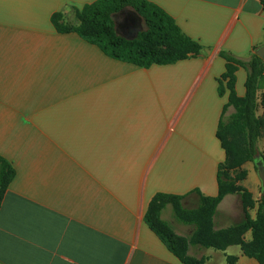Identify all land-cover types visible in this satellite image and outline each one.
Here are the masks:
<instances>
[{"label": "crops", "instance_id": "crops-1", "mask_svg": "<svg viewBox=\"0 0 264 264\" xmlns=\"http://www.w3.org/2000/svg\"><path fill=\"white\" fill-rule=\"evenodd\" d=\"M97 1L0 0V156L16 171L0 207V264H183L146 223L151 201L218 196L226 151L217 133L229 100L219 93L221 53L249 60L264 45L262 0H144L204 48L150 68L58 33L54 15L75 25ZM236 78L244 97L248 72ZM244 169L242 186L260 201L257 172ZM233 197L217 210L225 224ZM221 253L205 264H259L238 246Z\"/></svg>", "mask_w": 264, "mask_h": 264}, {"label": "trees", "instance_id": "trees-1", "mask_svg": "<svg viewBox=\"0 0 264 264\" xmlns=\"http://www.w3.org/2000/svg\"><path fill=\"white\" fill-rule=\"evenodd\" d=\"M264 6V0H262ZM125 12L142 19L145 29L133 40L120 35L116 18ZM77 24L67 23L63 14H56L52 22L60 34L76 33L84 41L98 47L107 57L132 64L140 68L154 65H171L190 58H197L204 48L185 36L175 21L160 7L144 0H98L76 12ZM226 61V73L219 80L220 95L229 92L217 137L226 151V162L218 171V196L204 197L200 192L197 210H186L183 196L157 194L150 203L145 216L146 223L167 245L183 264H204L188 256L189 248L201 245L206 249L226 251L238 246L243 255L264 264V197L255 201L247 189L236 186L231 172L247 163H253L257 155L264 161L258 142L264 136V93L261 98L263 113L258 116V93L264 88V60L253 54L249 60H240L228 53H221ZM243 68L248 72L246 94L239 97L236 92V73ZM230 108L234 113L227 117ZM255 166V165H254ZM256 170V167H255ZM16 176L13 165L0 156V207L4 195ZM238 195L242 204L243 218L239 225L214 230L213 219L218 207L227 196ZM171 207L175 219L184 225L196 227L190 239L176 234L173 227L163 220L162 215ZM257 207L256 218L250 211ZM251 233V240L243 236ZM229 264L236 258L229 257Z\"/></svg>", "mask_w": 264, "mask_h": 264}, {"label": "rangeland", "instance_id": "rangeland-1", "mask_svg": "<svg viewBox=\"0 0 264 264\" xmlns=\"http://www.w3.org/2000/svg\"><path fill=\"white\" fill-rule=\"evenodd\" d=\"M116 23H117V27L119 29L120 35L127 37L128 35L125 32L126 28L128 25L131 26V28H129V31L127 33H131L132 36L130 35L129 37H136L137 36V30L143 31L145 29V25L144 22L142 21V19H140L139 17H136L133 13L130 12H125L123 14H121L120 16H118L116 18ZM250 164L251 167L255 168L253 163H247ZM246 165V164H245ZM244 165V166H245ZM244 166L241 167L240 169L234 170L231 172V175L234 179V182L236 183V186H242V183L244 182V180L247 179L248 176V171L246 169H244ZM243 187V186H242ZM234 197L231 199L232 202L230 203V205L228 206V208H226L225 210L223 209V217L224 215H226L227 218L232 219L231 223H227L225 224L224 221L219 218L218 216L214 217L213 219V226H211V228H214V230H221V229H227L231 226H237L239 225V223L241 222L242 218H243V214H242V204H241V200L240 197L238 195H233ZM184 209L186 210H197L199 208L200 202H185L184 204H182ZM170 209L167 210V213L165 214V219H167L171 226L173 227L174 231L176 232V234H178L179 232L181 233V237L186 238V239H190L192 237L195 236L196 234V227L194 226H190L189 225H184L182 223H179L176 219L175 216L173 214V210L171 211V207H169ZM239 208V210H238ZM237 211H239V213H237ZM226 213V214H224ZM250 213L256 214L257 213V207L250 211ZM238 214V215H237ZM242 215V216H241ZM218 217V218H217ZM248 233L245 234L243 236L244 240L247 238ZM220 252V253H219ZM221 252H225V251H216L214 249H206L204 247H202L201 245H193L189 248V252H188V256L191 259H195V260H201L205 263H207V261L211 260V263L214 262V260H216V258L218 256H221ZM227 262H228V258H227ZM236 263V262H235ZM229 264V262H228Z\"/></svg>", "mask_w": 264, "mask_h": 264}, {"label": "water", "instance_id": "water-1", "mask_svg": "<svg viewBox=\"0 0 264 264\" xmlns=\"http://www.w3.org/2000/svg\"><path fill=\"white\" fill-rule=\"evenodd\" d=\"M131 28V27H129ZM129 28H127V31H129ZM139 31L137 30V35H138ZM127 40H133V37H125ZM256 55L264 60V45L262 47H260L257 51H256ZM254 165L256 167V172H257V176L261 182V187H262V197H264V161L262 160L260 155H257L254 161Z\"/></svg>", "mask_w": 264, "mask_h": 264}, {"label": "flooded vegetation", "instance_id": "flooded-vegetation-1", "mask_svg": "<svg viewBox=\"0 0 264 264\" xmlns=\"http://www.w3.org/2000/svg\"><path fill=\"white\" fill-rule=\"evenodd\" d=\"M125 32H126V34H127L128 36H130V35L132 36V34H131V33H130V34H129V33H127V32H128V31H127V28L125 29Z\"/></svg>", "mask_w": 264, "mask_h": 264}]
</instances>
